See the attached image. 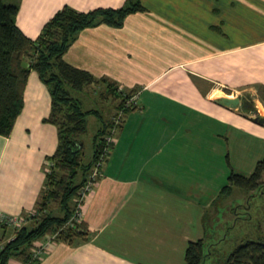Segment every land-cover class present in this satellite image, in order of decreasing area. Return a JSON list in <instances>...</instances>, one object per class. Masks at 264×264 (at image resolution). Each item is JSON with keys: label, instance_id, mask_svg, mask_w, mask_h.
Returning a JSON list of instances; mask_svg holds the SVG:
<instances>
[{"label": "crops", "instance_id": "obj_1", "mask_svg": "<svg viewBox=\"0 0 264 264\" xmlns=\"http://www.w3.org/2000/svg\"><path fill=\"white\" fill-rule=\"evenodd\" d=\"M124 1L21 0L16 24L33 39L54 5L88 11ZM141 2L147 10L129 14L120 28L81 30L63 55L137 97L81 205L90 238L74 245L56 240L37 264H185L187 243L205 236L221 198L227 133L264 140V122L256 119L264 117V0ZM93 86L106 89L98 83L73 94L81 100ZM223 88L244 100L262 93L251 110L239 105L243 112L217 101L212 91ZM102 98L112 104L105 107L111 120L120 98ZM49 113V92L31 71L11 134L0 135V215L33 210L45 160L57 146V128L43 122Z\"/></svg>", "mask_w": 264, "mask_h": 264}, {"label": "trees", "instance_id": "obj_2", "mask_svg": "<svg viewBox=\"0 0 264 264\" xmlns=\"http://www.w3.org/2000/svg\"><path fill=\"white\" fill-rule=\"evenodd\" d=\"M19 6L20 3L5 5L0 0V135L8 137L11 134L24 105L28 76L34 71L50 95V113L43 122L57 128V146L54 153L46 158L52 163L48 170L44 163L45 177L32 212L21 213L25 221L27 215L32 221H26L4 243L0 250V264H9L11 260H18L20 264H37L40 259L33 257L32 248L35 241L47 234H55L57 241L70 245L90 238L86 223L72 224L70 220L75 211L74 200L78 190L102 151L104 135L111 121L104 119L96 109L84 110L82 101L73 93L82 91L88 85L104 83L106 95L120 98V108L123 100L135 89L117 92L115 82L106 77L97 78L86 70L72 66L63 55L84 28L100 24L120 28L129 14L147 10L141 0H125L117 8L96 7L88 11L64 5L32 39L16 24ZM262 100L264 102V94ZM244 101L248 103L246 99ZM89 114L95 115L101 125L93 137L91 159L83 162L81 136L87 131L86 117ZM263 175L264 155L250 175L231 172L219 196L228 195L233 187L262 190ZM52 203L57 205L55 210L50 209ZM0 226L5 224L0 222ZM213 245L204 237L189 241L184 250L185 264H205L206 258L214 254ZM214 264H264V242L239 244L222 262L217 259Z\"/></svg>", "mask_w": 264, "mask_h": 264}, {"label": "rangeland", "instance_id": "obj_3", "mask_svg": "<svg viewBox=\"0 0 264 264\" xmlns=\"http://www.w3.org/2000/svg\"><path fill=\"white\" fill-rule=\"evenodd\" d=\"M20 1L21 0H2L5 5L17 4L20 3ZM61 8L57 9L55 5L49 8V17ZM41 14L46 15L45 9H42ZM229 43H231V41H227V44ZM105 91V87L99 88L93 86L85 90L81 95L79 94L82 98L81 100H83V109H96L105 119L107 114L105 107L107 108L108 105L111 106L112 104L109 102L114 100L111 95H106ZM232 92L233 91L228 88H223L222 91L213 89L212 94L217 98L225 96L224 94H231ZM235 93L236 91H234V94ZM261 93L262 92L258 90L253 96H245L248 97L246 98L248 99L247 102H250L251 106L255 107L258 100L260 101ZM236 96L237 95L226 97ZM102 97H107L109 99V104L104 106L106 100L104 101ZM254 98L257 102L253 101ZM102 100L105 102L104 104ZM242 100L244 101V98H242ZM259 108L264 112L261 105H259ZM239 109L240 111L246 112L242 106H239ZM86 125L87 131L81 136L83 162H88L91 159L93 137L101 123L95 115L89 114L86 117ZM226 130L228 132L230 128L226 126ZM246 133L247 134H244L239 130H230L227 133L225 141V177L221 180V185L228 183V176L231 172L241 173L246 176L250 175L257 161L264 155V140L254 137V135L248 131ZM261 182L263 184L262 190L258 191L254 189L248 191L239 187H234V192L229 193V195H222L221 198L215 202L210 212L211 215L207 218L204 236L206 242L214 244L212 248L214 254L206 258L205 264H214L217 259L222 262L235 247L246 241L264 242V175L261 178ZM56 206L55 203H52L50 204V209L55 210ZM28 216L29 215L26 216V221L30 223L32 219ZM3 229L5 230L4 232ZM14 231V227L6 225L4 227L0 226V240H6L13 236Z\"/></svg>", "mask_w": 264, "mask_h": 264}, {"label": "built area", "instance_id": "obj_4", "mask_svg": "<svg viewBox=\"0 0 264 264\" xmlns=\"http://www.w3.org/2000/svg\"><path fill=\"white\" fill-rule=\"evenodd\" d=\"M136 97H137L136 94L126 97L123 100L121 107L118 108L116 113L111 118V126L109 127L108 132L104 135V146L102 148V151L100 152L98 159L91 166L88 176L86 178V181L79 188L77 197L74 200L76 203V206H75V211L73 213V216L70 220L72 224L81 222V205L86 195L93 189L96 183V180L100 175L101 166L103 165V162L110 151L111 145L114 142L115 134L117 133L119 127L121 126V123L125 115V110L135 105ZM45 165H46V170H48L49 166H51L52 163L48 160H45ZM0 222L5 224L6 226L14 227L15 230H17L24 224L25 218L21 215L2 214L0 215ZM12 237L13 236L7 238L6 240H0V250L2 249L4 243L8 239H11ZM55 237H56L55 234H47L42 238L43 239L42 242H36L34 244V247L32 248L33 257L36 259H41L47 253L52 243L56 241ZM12 263L13 262L11 260L9 264H12Z\"/></svg>", "mask_w": 264, "mask_h": 264}, {"label": "water", "instance_id": "obj_5", "mask_svg": "<svg viewBox=\"0 0 264 264\" xmlns=\"http://www.w3.org/2000/svg\"><path fill=\"white\" fill-rule=\"evenodd\" d=\"M217 101L226 107H231L235 108L239 105H243V100L236 96V97H226V96H221L217 99ZM259 122H264V117L257 116L256 118Z\"/></svg>", "mask_w": 264, "mask_h": 264}, {"label": "flooded vegetation", "instance_id": "obj_6", "mask_svg": "<svg viewBox=\"0 0 264 264\" xmlns=\"http://www.w3.org/2000/svg\"><path fill=\"white\" fill-rule=\"evenodd\" d=\"M243 107H245V108H248V109H252L251 107H253V106H251V104H249V103H245V101H243Z\"/></svg>", "mask_w": 264, "mask_h": 264}]
</instances>
